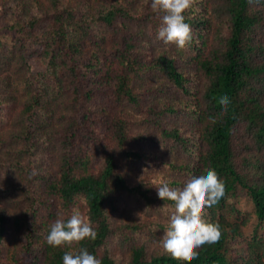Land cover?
Listing matches in <instances>:
<instances>
[{
  "label": "trees",
  "instance_id": "trees-1",
  "mask_svg": "<svg viewBox=\"0 0 264 264\" xmlns=\"http://www.w3.org/2000/svg\"><path fill=\"white\" fill-rule=\"evenodd\" d=\"M151 3L2 0L0 264H63L80 248L101 264H188L161 247L174 202L155 186L208 170L226 187L203 213L221 237L191 264H264V0H194L184 49L157 38ZM74 209L96 238L50 246Z\"/></svg>",
  "mask_w": 264,
  "mask_h": 264
},
{
  "label": "clouds",
  "instance_id": "clouds-1",
  "mask_svg": "<svg viewBox=\"0 0 264 264\" xmlns=\"http://www.w3.org/2000/svg\"><path fill=\"white\" fill-rule=\"evenodd\" d=\"M252 2L249 0V4ZM193 3L194 0H152L151 7L160 14L161 20L157 38L165 44H174L178 49H184L192 36L183 13ZM218 103L227 111L229 97L221 96ZM155 187L160 199L174 202L161 247L173 259L191 264V261L198 258L199 248L205 244H215L221 237L219 225L205 221L203 213L205 207H212L224 197L225 183L215 171L208 170L206 174L190 179L183 188H171L166 182ZM225 221L230 231L228 216ZM96 236L90 222L74 209L69 218H58L51 224L46 239L52 247H71L74 242L94 240ZM62 259L63 264H101V260L86 248L65 252Z\"/></svg>",
  "mask_w": 264,
  "mask_h": 264
},
{
  "label": "rangeland",
  "instance_id": "rangeland-1",
  "mask_svg": "<svg viewBox=\"0 0 264 264\" xmlns=\"http://www.w3.org/2000/svg\"><path fill=\"white\" fill-rule=\"evenodd\" d=\"M2 0H0V24L1 23H5L7 17H8V14L5 13L6 9L3 7V5L1 4ZM4 16L5 19L2 20L1 19V16ZM0 41H5L7 43H11L13 42V37L10 33V31L4 29L2 27V25H0ZM43 49L41 48V52L43 53ZM42 53H39V50L37 49V47H30L29 48V63L32 67V70L34 72H40L42 71L44 68H45V65H44V62H43V59H42ZM49 93L51 94V90L48 89ZM1 124V123H0ZM14 172V175L15 176H20L21 175V171L18 169L17 172L13 171ZM231 202H236L235 199H232ZM236 205L238 208H242L243 211H247L248 208H249V205H248V202L247 200H243L242 202L237 201L236 202ZM232 213H226L225 216H229L231 215ZM254 220V219H253ZM254 222L257 224L259 223L258 221L256 222L254 220ZM262 232H264V230L262 229ZM19 241H22V238L18 233H17V237H16Z\"/></svg>",
  "mask_w": 264,
  "mask_h": 264
}]
</instances>
